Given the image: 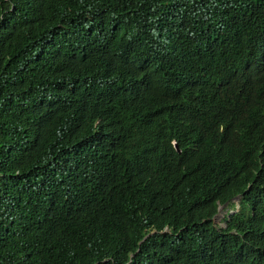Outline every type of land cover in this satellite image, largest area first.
Masks as SVG:
<instances>
[{
    "label": "trees",
    "instance_id": "obj_1",
    "mask_svg": "<svg viewBox=\"0 0 264 264\" xmlns=\"http://www.w3.org/2000/svg\"><path fill=\"white\" fill-rule=\"evenodd\" d=\"M257 155L264 0H0V264H264Z\"/></svg>",
    "mask_w": 264,
    "mask_h": 264
},
{
    "label": "clouds",
    "instance_id": "obj_2",
    "mask_svg": "<svg viewBox=\"0 0 264 264\" xmlns=\"http://www.w3.org/2000/svg\"><path fill=\"white\" fill-rule=\"evenodd\" d=\"M169 64H176L179 65L181 68L185 66L176 59L170 62ZM172 143L176 151L180 153L182 151V148L179 145L177 139L173 138ZM262 165L263 157L259 155H257L254 159L251 160V180H249L245 184V186L243 187L244 189L242 191L231 195L228 200L219 203L217 211L212 216V220L214 223H219L221 227H225L226 222L223 221L224 214L227 213L228 217L234 216L233 213L239 211L240 209H243L246 212L251 213L252 215L264 214V180L259 182L258 185L253 188V181L256 178L257 172L262 167ZM245 191L246 195L244 194ZM230 232L233 234H239L236 228L231 229ZM227 250L232 256V264H241L243 262L233 254L231 249L227 248Z\"/></svg>",
    "mask_w": 264,
    "mask_h": 264
}]
</instances>
